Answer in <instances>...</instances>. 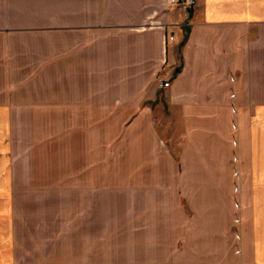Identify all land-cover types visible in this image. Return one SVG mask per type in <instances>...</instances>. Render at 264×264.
<instances>
[{"label": "crops", "instance_id": "obj_1", "mask_svg": "<svg viewBox=\"0 0 264 264\" xmlns=\"http://www.w3.org/2000/svg\"><path fill=\"white\" fill-rule=\"evenodd\" d=\"M53 117L84 118L71 176L53 171ZM101 117L125 118L124 224H100ZM73 180L69 262L53 201ZM180 224L219 230L220 252L191 233L180 251ZM0 264H264V0H0Z\"/></svg>", "mask_w": 264, "mask_h": 264}, {"label": "rangeland", "instance_id": "obj_2", "mask_svg": "<svg viewBox=\"0 0 264 264\" xmlns=\"http://www.w3.org/2000/svg\"><path fill=\"white\" fill-rule=\"evenodd\" d=\"M84 118L82 117H53V135H54V148H53V171L54 173L61 171V162H66L65 168L68 172L74 174L77 170V162L80 157V150L77 148V133L79 126L81 125ZM124 117L108 118L101 117V151L100 157L102 161V176L104 173H112L113 180L107 182L102 180V201L106 200L113 210L111 213H103L100 224H124L123 217V179L124 173ZM66 130L69 137V148L62 150L60 147V132ZM63 152V153H62ZM64 169V165H63ZM116 178V179H115ZM72 183V184H71ZM105 183H111V191H107ZM238 184L236 185L237 188ZM240 187V186H239ZM114 191V192H112ZM238 192V190L236 189ZM76 182L70 181L69 196L66 198L54 197V210L62 205V214L66 216L68 220V232L69 234L62 238H54L53 251L54 252H65L69 253V262H75L77 253V238H76ZM109 193V194H108ZM103 209V208H102ZM66 211V212H65ZM65 219H63L64 221ZM66 220V221H67ZM64 224V223H63ZM219 226V224H215ZM182 237L179 240L178 249L180 251H193V248L188 247L189 233H191V242L196 238L197 252H220L222 248L219 244H211L212 237L221 235L219 230H214L212 227L207 228L206 224H180ZM191 228H190V227ZM210 226V224H209ZM234 236H238V224H231ZM119 229V228H118ZM217 231V232H215ZM195 232L196 237L193 236ZM224 235V234H222ZM228 235H231L229 232ZM193 236V237H192ZM123 238V237H121ZM120 240V239H118ZM123 241V239H122ZM207 241V244L205 242ZM117 243H120L117 241ZM202 244V245H200ZM215 249H218L215 251ZM118 251L116 245L115 248Z\"/></svg>", "mask_w": 264, "mask_h": 264}, {"label": "built area", "instance_id": "obj_3", "mask_svg": "<svg viewBox=\"0 0 264 264\" xmlns=\"http://www.w3.org/2000/svg\"><path fill=\"white\" fill-rule=\"evenodd\" d=\"M170 3L175 4L179 6L185 13L189 14L192 8L196 4V0H170ZM158 25H170L169 23L163 24L161 22L157 23ZM175 40V33L173 31H169L166 34V41L172 42ZM158 84L160 88H168L172 84V73L168 70L167 66L165 65L159 72H158ZM235 111H237L235 109ZM239 128L238 124H234V129L237 131ZM235 146H239V140H234ZM234 159L236 162L240 161V155L238 153L235 154ZM236 176L240 177V171H236ZM238 191L240 190V187L237 186L236 188Z\"/></svg>", "mask_w": 264, "mask_h": 264}]
</instances>
